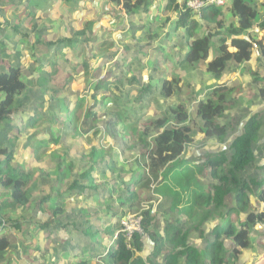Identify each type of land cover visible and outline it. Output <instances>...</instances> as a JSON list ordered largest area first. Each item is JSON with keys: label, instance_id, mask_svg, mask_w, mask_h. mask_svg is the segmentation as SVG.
<instances>
[{"label": "trees", "instance_id": "1", "mask_svg": "<svg viewBox=\"0 0 264 264\" xmlns=\"http://www.w3.org/2000/svg\"><path fill=\"white\" fill-rule=\"evenodd\" d=\"M65 4L77 3L80 0H61ZM114 7H122L125 15L132 16L146 12L149 5V0H106ZM192 0H167L165 7L166 12L173 11L175 19L172 23L178 24L177 30L184 29L189 30V37L192 34L194 28V21L192 19V10L187 4ZM183 6V7H182ZM223 8L216 7L214 5H207L201 10L200 18L205 22L208 27L212 26V21H216L217 17L221 15ZM229 10V11H228ZM227 11L237 22L236 26L233 24V28L229 29V33L234 35L230 40V47L234 49L233 52H228L225 41L218 38V48L214 57L209 61L207 65V73L211 75L215 82L220 81L224 75L236 71L242 64H247L250 61L253 50H257L258 58L257 62L264 66V39H258V36L252 34L253 26H257L260 31H264V0H230ZM155 15L151 19H147L146 22L157 23ZM171 19V18H170ZM168 19L167 21H169ZM167 21L161 24V27L150 28L146 23L143 28L147 31L145 36L141 39L142 47L138 48L139 53H143L144 48H148L155 38L157 37V30L162 29L167 24ZM95 20L86 21L83 30H77L74 32L71 39H62L58 42H48V45L61 46L63 43L74 46L77 44L78 59H83L82 63L85 64L84 50L96 41L93 39L95 36ZM219 26L222 24L218 22ZM196 25V24H195ZM197 28H195L196 30ZM221 29V28H218ZM120 31L123 35H127L130 32H124V27L120 26ZM206 31V30H205ZM248 33V34H245ZM40 32H38L39 36ZM240 35H247V38H240ZM239 36V37H238ZM238 37V38H237ZM214 36L210 33H206L202 38L192 40L190 42V49L186 53V58L189 62L188 65L184 64L181 68H188L186 66H194L201 60H206L212 51ZM215 43V42H214ZM64 46V45H63ZM112 46V47H111ZM71 47V46H68ZM110 48H117L114 42L109 45ZM146 48V49H147ZM144 49V51L146 50ZM119 50V49H118ZM118 50L114 51L116 54L107 52V58L111 55L114 57L117 55ZM131 48L125 47V52H130ZM58 52V51H57ZM179 52V51H176ZM213 52H215L213 50ZM106 54V53H105ZM170 61H175V58H170L166 54L164 56ZM106 58V59H107ZM119 60V59H118ZM107 70L104 76L97 80L95 79L96 85L94 86L95 94L98 97H102L100 100H96L94 106L85 114V119L76 122L78 119V113L80 108L68 107L66 108L63 115H59V119H64L65 123L62 122L63 129L72 135L74 138H79L82 134L85 137L92 138L91 130L95 128V125L99 122L103 115H107V106L104 104L105 100L110 101V114L115 116L116 119H128L139 125V121L134 116L125 115L123 109L120 106V96L114 95L117 90L121 92L120 87H110L112 84H118L120 79L116 77L117 68L122 66L118 63ZM178 61V60H176ZM180 62H177L179 66ZM76 64L73 66L76 68ZM149 66H152L151 64ZM115 67V68H113ZM113 68V69H112ZM229 68L231 71L228 72ZM31 73L27 74V78ZM92 78L91 72L87 75ZM249 87L253 88V92L264 101V87L260 86L263 78L260 77L258 71L251 70L250 72ZM136 76L127 78V82L130 85H137L136 93L139 97V104L137 108L140 110L146 103L154 102L157 100L159 92L160 99L166 101L167 98H171L175 94H181V89L176 86L177 79L171 81H162L157 83L154 80L155 85L149 86L142 84ZM46 79V78H44ZM153 81V79H150ZM36 82L37 80H28V83ZM68 79L64 82L67 83ZM150 81V82H151ZM47 84V83H44ZM145 85V86H144ZM65 84L57 86V91H62ZM27 89V85L22 81L21 71L18 68L9 67L7 70L0 68V255L11 256L9 248L11 245L12 234L10 229L19 231L22 222H17L9 218L11 212H15L19 207L25 206L28 202L27 191L25 190L26 184L32 179V173L24 172V168L19 163L13 165V152L17 149L19 140L23 143L22 149L27 150L32 148L36 156V159L41 160L46 155L45 149L39 155L41 151L40 146L35 147L37 144L36 133L26 134V129L16 130V123H13L10 116L15 113V100L18 96H21ZM56 91H53L54 94ZM120 94V95H121ZM130 95V94H128ZM156 95V97H152ZM232 89L224 85L215 86L210 90L205 100H200L196 106V118L192 119L187 113V109L183 103H178L176 107H173L166 111L165 118H157V120L151 121L145 128L139 127L137 130V137L132 141V137L129 136L125 127H121L120 133L125 135L124 145L129 147L134 152L128 154H118V158L123 159L126 163L134 161V164L138 167V173H130L132 176L129 180L128 185L131 181L136 184L143 182L148 188L151 185V181L158 178L163 170H166L170 165L178 161L179 157L184 153L185 148L193 143L195 131L192 129V122L198 123L200 134L203 135L204 140H216L218 143L223 144L225 147L214 155H207L205 161L202 163L208 173L209 181H211V187L208 190L209 193L202 195L198 198H194L199 201L202 197L211 204L212 209L219 211L220 216L225 217L229 213H235L236 220L234 222H224L223 225L215 226L210 232L209 237H202V242L199 246L189 245V232L183 228V221L180 216L175 212L179 213V204L176 201L163 202L157 205V209L168 205L162 212L169 213L163 215L164 217H172L173 223L167 221V226L164 230V235L159 234L158 230L154 227L156 221L151 216V210L143 211L140 220V232L135 230L130 233L126 232L121 225V220L126 218L128 215L125 214L117 222L118 216L115 215L114 221L105 228L103 232L94 230L91 226H86V219L82 218L77 224L72 223L75 230L80 231V234L89 235L90 237L97 239L100 235L108 237V241L100 240L93 242L92 246L88 247V260L85 262H78L77 264H89L91 258L97 254V248L102 245L104 250L98 254L99 259L95 264H235L237 263L238 257L241 252L249 251L253 246L260 245L261 243L255 242V236L252 233L260 234V237L264 235V164L260 168L256 165L260 159H264V116L260 113L253 114L243 124L240 129V133L231 136L233 132H229L230 128L227 123L222 121L227 112L230 103L235 106ZM128 97L127 95H123ZM236 98V97H235ZM128 101V100H127ZM158 101V100H157ZM126 102V100H124ZM160 106V103H157ZM96 108V109H95ZM135 108V109H137ZM115 109V111L113 110ZM73 113V114H72ZM71 114V115H70ZM67 116V117H66ZM126 116V117H125ZM33 117L36 118L37 122L42 117V114H35ZM168 117V118H167ZM119 120V121H120ZM56 121V120H55ZM192 121V122H191ZM34 122V123H35ZM32 124L31 126H33ZM120 123L109 122L108 126L110 132L116 135L117 129L115 126ZM22 126V125H21ZM95 130V129H94ZM99 134L101 131H98ZM8 133V138L3 139L4 134ZM63 132V136L71 138L69 134ZM96 132L94 136H96ZM25 139H23V138ZM2 139V140H1ZM120 141L119 139H117ZM56 141V140H54ZM131 142V143H130ZM102 144H98L96 147H91L89 151L85 152L87 155L86 169H79L78 177L65 188L63 194H55L51 190L44 193L41 196V200L37 206L39 211H42L44 203H48L51 209V219L43 221L42 223L32 224V228H36L42 232L48 229L49 232L52 230L55 234L59 232V228L62 227L61 220L58 218V226L56 225L55 219L58 215L64 211L62 207L58 205V202H64L68 197H73V191L77 190L76 198H87L86 191L92 189L96 191L98 187L94 185V176L101 172L102 176H105V168L109 166V162H104ZM50 148H47L49 150ZM143 151V152H141ZM260 157V158H259ZM143 159V160H142ZM142 161L144 166H142ZM110 168V167H109ZM58 171L56 173L57 179L52 181V187H55L56 192L59 191L60 185L67 175L72 171V165L64 166V163L58 164ZM111 170H114L110 168ZM124 168H120L117 171L119 179ZM200 170V168H199ZM255 170L258 175L251 174ZM44 168H37L35 172H44ZM33 172V170H32ZM145 178L144 181L140 179ZM33 180V179H32ZM134 183V184H135ZM124 189V190H123ZM136 194H132L128 186L123 187L119 190L107 188L105 197L99 203L95 202L94 208H90V211H96V213H104L105 217H111V212L116 205L117 207L126 208L128 204L134 201ZM193 199V198H192ZM92 200H88L90 202ZM84 201V206H85ZM229 204L228 210L225 209ZM125 205V206H124ZM261 207V211L258 209ZM199 214L201 213L199 204L196 207ZM122 210V209H121ZM223 210V211H222ZM86 211V210H84ZM226 211L225 213H223ZM132 212V211H131ZM130 212V214H132ZM158 213V212H157ZM205 213V212H204ZM122 215V214H120ZM201 215V214H200ZM208 212L206 211L201 216L194 229L200 231V226L208 219ZM176 216L178 219L175 218ZM48 218V217H47ZM226 218V217H225ZM225 220V219H224ZM13 221V222H12ZM120 223V224H119ZM182 225L176 226L175 225ZM262 228V231H257L256 226ZM77 227V228H76ZM28 228H31L30 226ZM4 230V232H3ZM6 231V232H5ZM9 231V232H8ZM146 235L149 242L152 244V249L148 256L144 258L142 256V250L144 244L142 242L143 236ZM202 236V232L201 235ZM46 239V237H45ZM49 240L50 237L47 236ZM258 240V239H257ZM108 243V244H107ZM46 244V245H44ZM41 245L45 251L56 249L58 251H71L72 246H67L61 243L56 246L44 243ZM50 245V246H49ZM47 251V252H48ZM7 262H9V260ZM54 260V259H53Z\"/></svg>", "mask_w": 264, "mask_h": 264}, {"label": "rangeland", "instance_id": "2", "mask_svg": "<svg viewBox=\"0 0 264 264\" xmlns=\"http://www.w3.org/2000/svg\"><path fill=\"white\" fill-rule=\"evenodd\" d=\"M149 2L150 3L148 5V9H150V12L155 15L151 9L154 8V0H149ZM216 2L218 5L223 6V10L221 12V15L217 17L216 21L211 22L212 26L208 27L206 26L209 25L208 23L205 24L202 19L199 20L200 18L194 17V28L192 29L193 31L197 32L198 37H200L201 33L205 32L210 33V35L214 36L213 41L211 42L213 44V48L209 56L211 59L214 57V55L218 54V52L216 53L219 43L218 38L224 40L226 46H230V40L234 37V35L229 33V29L233 28V24L236 23L234 18L231 19V14L228 12L229 10L227 11L230 0H216ZM41 3H43V5H39L38 9L36 6H32L35 8L33 12H35L36 15L32 17L31 29L25 30V28H30L31 22L22 25L21 27L23 32L28 33L27 37L34 41L35 34L44 31V34L41 36V38L46 42H54L56 41V39H71L74 33L70 34L68 33L67 29H65V23L70 20L68 14H65V16L63 17L62 14L64 13L62 12V10L60 11L58 9H55L51 7V5H48L49 9H47L45 6V0H41ZM109 4L110 3H108V1L101 2L99 0L97 3L91 4L90 6L88 4L87 6H89L90 9L87 10L84 15H81L84 17L83 20L88 21L90 17V19H92L95 16L94 19H99L100 26H109V17L105 16V13L109 10ZM28 5V0L16 1V10L20 9V21L23 20L26 16ZM46 10L47 13L44 12ZM115 10L120 13L119 15H124L122 7H115ZM110 13L115 14L116 12ZM15 19L19 21L18 17H15ZM70 21L71 22L69 24L71 25L73 22H75V19H71ZM153 21L154 20H151V23L147 24L151 28H155L158 26ZM218 22L222 24V27L219 26ZM74 25L79 26L80 30L84 29L83 22H78ZM177 25L178 24L171 23L168 26V28H170L169 35L164 36L161 42H159L157 46L152 49L150 54L153 57H162L167 54L170 58H175L176 60H178L180 62L179 69H182L181 67L184 64H189V62L185 60L186 53L190 49L189 41L188 46H183V43H185V41L188 39L189 30H177ZM94 26L96 27L94 29V31L96 32L98 25L96 26L95 24ZM195 28H197V30H195ZM256 28V25L253 26L252 31H254ZM197 35L194 36L196 39H198ZM93 39H95V36H93ZM58 41L59 40H57L56 42ZM97 41L98 40H96L93 44L96 46V48H99L102 42ZM161 43H167L168 47L163 48L161 46ZM23 44H28V41H23ZM63 45V48L60 49V55H55V60L56 57H58L56 66H59L60 70H56L57 73L54 75L53 80H39L36 82L33 81L31 84H29V78H27V76L25 75L22 78V81L27 85V89L14 101L16 105L14 110L15 113L12 114L10 118L12 117V122L16 123L17 125L15 126V129H26L24 131L26 134L36 133L35 140L37 141V144H35V147L40 146L41 151H39V155L45 149L46 155L43 156L41 160L36 159L37 157L33 156L34 153L32 151V148L27 150L22 149L23 143L20 140L18 141L19 144L17 149L13 152V165H15L16 163L22 165L24 168V172L32 173L33 180L31 179L24 187L27 191V204L25 206L19 207L15 212H11L9 215L10 219L22 223L20 224L21 228L19 231L12 229L9 230L13 237L9 248L11 256H8V259L7 255H0V264H19V262L31 264L32 262L36 261L33 257L37 258V262L35 264H77L78 262H85L86 260H88V247L92 246L93 242L96 241L105 240V242H107L108 237L100 235L99 238L94 239L89 235L86 236L80 234V231L74 229L72 223L77 224L82 220V218L86 219V226L89 225L93 227L94 230L103 232L105 228L114 221L115 215L118 216L117 222H119L125 212V214L128 216L121 220V225L123 226L125 231L128 233L133 230L140 232L139 224L141 215L143 211L150 209L151 216H153L156 220L153 225L155 229L158 230L159 234L163 235L165 227L167 226V221L168 224L173 223L172 217L163 216L169 214L167 210L166 212H162V210H165L168 205H164L163 207L159 208V210L157 209V205L163 202V199L166 202V198H168V201L173 202L174 200L177 202V204H179V213L177 211L175 213L181 217L184 229L188 230L189 232V245L199 246V244L202 242V237H209L210 232L215 226H221L225 224L224 222L229 220L231 222H234L237 218L235 213H229L225 215V218L218 215L220 214L219 211H215L214 209H212L211 204H209L205 200V197L198 199L199 201L194 199L209 193L208 190L211 187V181H209L206 177V175L208 176V173H206L207 170L202 167V163L205 161L207 155H214L216 154V152L218 153L219 149H221L223 145L214 144V141L210 142L208 140H203V138L200 139L197 136L198 134H200L199 125H197L198 120L197 123L191 121L192 129L195 131L193 143L185 148L184 153L179 157L178 161L161 172L156 181L155 179L152 180L151 185L148 188L143 184V182H139L138 184L134 182V184L131 181V184L128 185V183L130 182L129 180L133 176H129L130 173L136 174L138 173L139 169L137 165L134 164V161L126 163L123 159L118 158V154H134V152L130 150L129 147L124 145V142H127L128 140L124 139L125 135L120 133L121 127H125L129 136L133 138L131 141L133 142V140L137 137V130L139 127L142 126V128H145L146 125H148L151 121L157 120V118L164 119L166 116L164 111H166V113L168 114V110L176 107L179 102L185 105L187 113L189 114L191 120L195 119L196 106L198 105L197 98L200 100H205L210 91H208V89L207 91H200L201 88H197L196 90L194 89V87H192V92L189 94V88L186 85L187 80L184 79V86L183 88L180 87L181 94H175L170 99L167 98V100L164 101L159 97V90L156 98L158 101L155 100L154 102H149L148 104L146 103V106H143L139 110L137 108L139 104V99L137 97L139 96L136 94L138 92L136 90L135 84L131 86L129 82H127L128 77H126L125 74L130 70L126 71V67L124 65V68H117L115 72L116 77L120 79V82L118 84L114 83L110 87H120L122 94L118 90L114 92L113 88H111V90L114 95L120 96L119 107L123 109L122 114H129V116L135 115V119L139 121L140 124L137 125L133 121H130L128 119H119L120 121L116 119L115 116L111 115L109 112L110 110H112L110 101L105 100L104 104L108 108L106 111L107 115H103L99 122L95 125V130H91V133L88 134L92 135V138H89L88 136L85 137L82 134L79 135V138H74V135L70 134L69 132L67 133L65 131V128L63 129L64 124L62 122L65 123V121L64 119H59V115H63V112H65L66 108L68 107H79L80 111L78 113V119H76V122L79 123L80 121L85 119V114L91 109V107L94 106L95 101L102 99V97L96 96L95 93L97 91H94V86L96 85V83L95 80L92 79H95L98 76L97 80H100L107 72V70L112 66V64L103 62L101 57H99L98 55L94 56L92 52L88 51L87 53L85 52L86 62L85 64H83L82 62H79V59L77 58L78 49L76 47V44L74 46L68 45L71 46L69 48L67 47V43H64ZM103 46V54L110 52L111 48L109 47L108 41L105 42V45L103 44ZM135 47H139V42H135ZM57 48H61V46H56V49ZM149 48L150 47H148L147 49ZM177 49L179 52H176ZM37 50L38 54L41 55V53L44 54L48 50H52V47L39 45ZM62 50L65 51L64 54L62 53ZM68 50L70 52L69 54ZM213 50L215 52H213ZM7 51H9V53L13 52V57L21 56L20 49L18 47L11 46L0 48V55L7 56ZM227 51L232 52L233 49L230 47L227 48ZM254 51L255 50H253V53L251 54L250 61L247 62L248 64H242L240 70L245 76H249L251 70H258L259 75L264 76V66H262L261 64L258 65L257 63L255 64V58H252ZM56 52L57 51H55V53ZM144 53V50L143 53H135V59H140V57ZM62 55L63 58L61 57ZM9 57H11V55H9ZM49 59L50 58H48V60ZM202 61L203 60L198 62L199 67L202 66V68H204L206 66V63ZM17 62H19V59L17 60ZM176 62L177 61L174 62L175 65H177ZM182 62L184 64H181ZM76 63H78L79 66L77 72L76 70L70 69ZM13 64L14 65L9 64V67L16 68L17 65L15 63ZM27 66H30V62H27ZM37 66H40L42 68L44 67L41 65L40 60L38 61ZM0 68L1 71L2 69H6L5 66L1 65V63ZM45 68H49L51 72L54 70V68L50 66H46ZM230 71L231 68H229L228 72ZM90 72L92 74V78H89L87 76ZM191 73L197 77L201 76L199 71L185 72V74L189 76ZM239 75L240 73L238 71H233L226 74L225 77L221 79V81H214L215 86H220L223 83H226V85H228L229 88L232 89L233 94H235V96L233 97L235 106H232V103H230V107H228L224 118L222 120L218 119V122L222 121L229 125V132H233L231 136L240 133L242 124L253 114L260 113L264 116V101H262L256 95V93L253 92V88L249 87V82L240 78ZM67 79V83H64ZM62 84H65L63 90L60 92L57 91V86H61ZM176 86H178V82H176ZM260 86L264 87V78L260 83ZM53 91H56V94H54ZM123 95H127L128 97L123 98ZM152 97H156V95H153ZM124 100H126V102H124ZM158 102L160 103V106H158ZM113 110L115 111V109ZM34 112L35 114L36 112L37 114H42V117H40V120H38L37 122H35L36 118L33 117ZM109 122L120 123V125L115 126V128L117 129L116 135L110 132V128L108 126ZM32 124L34 125L31 126ZM98 131H101V133L99 134ZM63 132L69 134L71 138L66 137V134L63 136ZM95 132L97 134L96 136H94ZM9 136L8 133H5L3 139L6 140ZM117 139H119L120 141H118ZM99 143L102 144L101 148L103 150L102 157L104 158V162H109V166L105 168V176H102L101 172L97 173L94 176V185L98 187V189L96 191H93L92 189L86 191L87 198H76L77 190H74L72 192L73 197H68L64 204H62V202H58V205L62 207L64 212L58 215L55 219L57 226L59 224L57 221L58 218L61 220L62 224V227L59 228V232L57 234H55L52 230L49 232L48 229L40 232V230L32 228L30 223L38 224L45 221V219H51V209L49 208L48 203L43 204L42 211H39L37 209V206L41 200V196L44 195V193L49 192V190L57 195L63 194V192H65V188L73 181V179H76L78 177L79 169H86V161L88 157L85 152H88L91 147H96ZM47 148L50 149L47 150ZM61 163H64V166L72 165V171L65 177L62 184L60 185L59 191L56 192L55 187H52V181L57 179V167L58 164ZM263 164L264 159H260V161L256 163V165L260 168L263 166ZM142 166H144L143 161ZM36 167L44 168L45 171L37 173L35 172ZM109 167L114 170H111ZM120 168H124V170L122 171L121 177L119 179L117 171H119ZM251 174L258 175L255 170H253ZM140 180L144 181L145 178L143 177V179ZM127 186L132 194H136L134 201L128 204L129 207L121 208L115 205L111 212V217L109 215V217L107 218L105 217L104 213H96V211L93 210L90 211V208H94L93 206L95 202L98 201L100 203L103 200L107 188L113 187L114 189L119 190ZM89 199L92 201L88 202ZM84 201L86 203L85 206ZM197 204H199L201 215L196 209ZM228 208L229 204L227 205V207H225V209L228 210ZM206 211L209 215L207 217L208 219L199 228L200 235L202 232V236H200L196 232L198 229L194 228L200 220L201 216H203ZM130 212L132 214H130ZM225 212L226 211H224L223 213ZM174 217L177 218L176 216ZM178 222H180L179 219ZM29 226L31 228H28ZM176 226L182 225L177 224L174 227ZM255 229L259 231L260 227L257 225ZM252 234L255 236L254 238H256L255 242H259L261 244L253 246L251 251L244 253L240 264H264V236L260 237L259 233ZM43 236H49L50 239L48 241H45V238ZM41 241L42 244L50 242L47 244H51L53 246L58 245V243H64L67 246H72L73 250L68 252L63 250L58 251L56 250L58 248L56 246V249L49 251L47 250V252L43 249ZM142 242L144 244L142 256L146 258L151 251L148 250V244H150V242L146 235L143 236ZM150 247L152 248V245H150ZM103 250L104 246L100 245L97 248V254L91 258L92 261L89 262V264H95L98 260H100V263H102V259H99L98 254ZM6 259H8L9 262H7Z\"/></svg>", "mask_w": 264, "mask_h": 264}, {"label": "crops", "instance_id": "3", "mask_svg": "<svg viewBox=\"0 0 264 264\" xmlns=\"http://www.w3.org/2000/svg\"><path fill=\"white\" fill-rule=\"evenodd\" d=\"M16 1L17 0H0V48H3L5 46L18 47L20 49L21 56L13 57L12 55L14 53L13 52L9 53V51H7V54H8L7 56L0 55V63L2 66H5L6 69L9 67V64L14 65L13 63H15L17 65L16 68H18L21 71V78H23L25 75L27 76L28 73H31L28 76L29 80H37V81H39V80H44V81L53 80L54 75L57 73L56 70H58V69L60 70V67L56 66V61L58 60V57H56V60H55V55H60V53H61L60 49L63 48L62 46L64 43L61 45V48H57V49H55L54 45H48L47 46L48 42L42 40V38H41V36L44 34V31L40 32L39 36H38V33L35 34L34 41L29 39L27 37L28 33L23 32L21 27H22V25H25V24H28L29 22H31L30 28H25V30L31 29L32 17L36 15V13L33 12V10H35V8L32 6L34 5L38 9V6L43 5V3H41V0H28L29 5L27 6L26 16L23 20L20 21V16H19L20 9L16 10ZM45 1H46L45 6L47 9H49V6L51 5V7L55 8V9H58L60 11L62 10V12L64 13V14H62L63 17L65 16V14H68L70 20L75 19V22H73L71 25L69 24L71 22L70 20H68V22L65 23L66 24L65 29H67L68 33H70V34L74 33L77 30H80V27L77 25H74V24H77L78 22H83V26H84L86 20H83L84 17L81 15H84V13H86V11L90 9L89 6L91 4L98 2V0H80L75 4H72L73 6L71 7L69 4H67V3L65 4L61 0H45ZM99 1L105 2L106 0H99ZM178 3L180 4V0ZM88 4H89V6H87ZM106 4H107V2H106ZM166 4H167V0H154V3H153L154 8H151V9L155 15H158L156 17V21H157L156 24L158 25V27L159 26L161 27V24H163V22L167 21L170 18L171 19L169 21H167V24L165 26H163L162 29L157 31V34H156L157 37L155 38L154 42L150 46H148V47H150L149 49H146L147 47L144 48V49H146L145 53L142 54V56L138 60L135 59V53H137V52L139 53V50L135 47V42H139V46L142 47L143 44L141 42V39L145 36L147 31L151 28L150 27L146 31L143 28V26L146 23H151V22H146V21H147V19L153 18L155 15H153L150 12V9H147L146 12H143L140 14L137 13V14L132 15V16H127L122 11L124 15L121 16V15H119L120 13L115 10V7L112 6L111 4H109L108 5L109 13H108V11L105 13L106 14L105 16L109 17V20H108L109 26H107V27L100 26L99 19H97V18L94 19L95 16L92 19H90L91 17L88 19V21L95 20L96 26L98 25L96 32L93 30L94 31L93 34L95 35L96 40H98L97 42L101 41L102 44H100L99 48H96V46L94 44H92L91 50L88 46V48H86L83 52L84 53V59L86 60L85 52L87 53V51L92 52L94 54V56L98 55L99 57L102 58V61L105 63L115 64L117 62V60L119 59L118 63H120V65L123 68L125 65L126 71L130 70L125 74L126 77L132 78L133 76H136L137 77L136 79H138L142 84H145V85H149V86L155 85L154 80L159 84L162 81H171V80L177 79L178 80V86L180 84L179 88L180 87L183 88L184 81H185L184 79H186L187 80L186 85L189 88V94L192 92V90H191L192 87H194V89H196V90H197V88H201L200 91L201 90L207 91V89H208V91H210L214 87V80L211 77V75H209L207 73L206 66L204 68H202V66H200L201 67L200 68L199 63H197V66L195 64V66H192V67L186 66L188 68L179 69V66L175 65V63H174L176 60L170 61V60L166 59L164 57V56H166V54L162 57H153L150 54L152 49H154L157 46V44L159 42H161L162 38L164 36L169 35L170 28H168V26L173 22V19H175V17H174L175 13L173 11L166 12V10H165ZM25 6H26V4H25ZM22 8H24V7H22ZM44 12L47 13V10ZM110 12H116V13L112 14ZM99 15H101V14H99ZM15 17H18L19 21L16 20ZM120 26L124 27V30H125L124 32L129 31L130 33L127 35H123V32L119 30ZM192 35H193V39H196L194 36L197 34H192ZM202 35H203V33H201L200 36H202ZM262 37H263L262 35L260 37L258 36V38H262ZM107 38H108V40H107ZM57 40H62V39H56V41ZM23 41H28V44H23ZM56 41H54V42H56ZM107 41L109 42V45L111 44V42H114L116 47H117V48H111L110 49L109 53H111V55L116 54L113 50L116 51L119 49L118 50L119 53H117V55H115L114 57H111V55H110L109 58H107L106 57L107 53L103 54V51H104L103 44L105 45V42H107ZM51 43H53V42H51ZM39 45H45L46 47H52V50H50V51L48 50L44 54L39 52V53H41V55H39L38 50H37ZM186 45L188 46L187 40L185 41V43H183V46H186ZM161 46L163 48H167L168 44L167 43H161ZM76 47H77V44H76ZM125 47L131 48L130 52L124 53L123 49ZM55 51H58V52L55 53ZM176 51H178V49ZM25 53H26V55H25ZM62 53L64 54L65 51L62 50ZM69 53L70 52L68 50V54ZM9 55H11V57H9ZM39 57H41V58H39ZM61 57L63 58V55ZM48 58H50V59L48 60ZM252 58H255V64L257 63L259 65V63L257 62L258 53H257L256 49L254 51ZM18 59H19V62H17ZM38 59L41 61V65L44 66L43 68L40 66H37V63L39 61ZM82 60L83 59H79V62H82ZM210 60H211V58L209 57V59L204 61V62L207 64V62ZM27 62H30V66H27ZM150 64L152 66H149ZM76 65H77L76 68L72 67L70 69L76 70V72H77V69L79 68L78 63H76ZM46 66H50V67L54 68V70L51 72L49 70V68H45ZM189 71H191V72H193V71L198 72L199 71L201 76L197 77V76H194L192 73L190 74V76L186 75L185 72H189ZM236 71H238L240 73V75H239L240 78H242L243 80H245L247 82H250V80H251L250 76L243 75L240 68L236 69ZM256 71H258V70H256ZM224 77H225V75L223 76V78ZM260 77L264 78V76H260ZM44 78H46V79H44ZM150 79H153V81H151ZM222 85H226V83H223ZM226 86H228V85H226ZM135 87L137 88V85H135ZM199 100L200 99L197 98V102ZM197 136L200 139L204 138L203 135H201V134H198ZM208 141H210V142L214 141L213 142L214 144H218V145L220 144V143H217L215 140H208ZM224 147L225 146L222 145V148L219 149V151H221ZM259 211H261V207L259 208ZM183 228H184V226H183ZM260 230L262 231V228H260ZM197 233L200 235V231ZM163 235H164V233H163ZM43 237L45 238V236H43ZM45 241H48L47 237H46ZM46 243H50V242H46ZM150 245H152V244L151 243L148 244V250L152 249L150 247ZM249 251H251V250H249ZM246 252H248V251H244V252L240 253L238 260H237V263L240 264V261L243 258L244 253H246ZM33 258L36 261L32 262L31 264H35L37 262V258L36 257H33ZM237 263H235V264H237ZM19 264H25V263L19 262Z\"/></svg>", "mask_w": 264, "mask_h": 264}, {"label": "clouds", "instance_id": "4", "mask_svg": "<svg viewBox=\"0 0 264 264\" xmlns=\"http://www.w3.org/2000/svg\"><path fill=\"white\" fill-rule=\"evenodd\" d=\"M260 2H261V0H260ZM197 4H199V5H197ZM207 5H214V6H216V7H220L221 9L223 8V6H221V5H218L217 4V2H216V0H192V1H190L188 4H187V6L192 10V14H191V16H192V19L194 18V17H196V18H200V15H201V10L205 7V6H207ZM233 17L231 16V19H232ZM199 20H201V18L199 19ZM236 24H237V22L236 23H234V25L236 26ZM197 30V29H196ZM252 33L253 34H255V35H257V36H263L262 38H258V39H264V31H260L259 30V28L257 27L254 31H252ZM192 34H197V32H195V31H192ZM190 35V37L188 36V39H187V41H189V46H190V42L192 41V40H196V39H193V35ZM245 34H248V33H245ZM205 35V33H203V35L202 36H200V37H198V35H197V37L198 38H202L203 36ZM239 37V36H238ZM237 37V38H238ZM247 38V35H240V38ZM141 46H139V47H136L137 49L138 48H140ZM228 48H230V46H228ZM233 51H234V49H233ZM232 51V52H233ZM121 54V53H120ZM209 58H207L206 60H208ZM206 60H204V61H206ZM207 63H209V61L207 62ZM207 65L208 64H206V69H207ZM221 81V80H220ZM200 101V100H199ZM198 101V102H199Z\"/></svg>", "mask_w": 264, "mask_h": 264}, {"label": "built area", "instance_id": "5", "mask_svg": "<svg viewBox=\"0 0 264 264\" xmlns=\"http://www.w3.org/2000/svg\"><path fill=\"white\" fill-rule=\"evenodd\" d=\"M197 5H199V4H197Z\"/></svg>", "mask_w": 264, "mask_h": 264}]
</instances>
